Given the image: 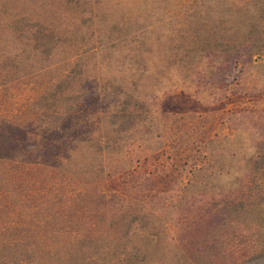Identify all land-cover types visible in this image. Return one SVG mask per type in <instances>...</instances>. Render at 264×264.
Segmentation results:
<instances>
[{"label": "rangeland", "instance_id": "obj_1", "mask_svg": "<svg viewBox=\"0 0 264 264\" xmlns=\"http://www.w3.org/2000/svg\"><path fill=\"white\" fill-rule=\"evenodd\" d=\"M1 1L0 157L42 161L15 173L17 188L10 178L1 181L0 161V225L10 227L4 238L32 241L52 226L57 234L47 231L50 238L73 239L79 215L81 234L92 235L88 212L76 204L65 231L49 220L37 222L67 209L69 191L77 187L70 167L100 160L89 146L100 143L113 145L104 156L112 176L102 188L132 208L142 203L146 225L132 224L123 241L115 234L101 242L86 239L67 260L54 257L55 264H93L82 259L89 255H125L122 264H206L189 245L195 240L200 246L208 228L223 250L209 264H239L262 245L264 170L253 171L249 158L264 153V50L249 58L245 49L230 69L225 54L212 47L202 54L189 51L199 44L193 26L202 24L212 39L230 37L223 13L214 7L199 20L185 16V4L209 7L213 0ZM248 2L222 0L219 7ZM12 14L50 31V45L36 55L25 52L18 62L9 59L16 44L10 36L14 25L6 23ZM225 69L228 76L222 77ZM56 108V118L41 114ZM242 188L259 194L261 202L241 211L237 231L227 225L213 229L215 218L203 212ZM110 219L116 222L117 215L108 210L103 228Z\"/></svg>", "mask_w": 264, "mask_h": 264}, {"label": "trees", "instance_id": "obj_2", "mask_svg": "<svg viewBox=\"0 0 264 264\" xmlns=\"http://www.w3.org/2000/svg\"><path fill=\"white\" fill-rule=\"evenodd\" d=\"M220 1L222 0H213L212 2H208V4H210L209 7L201 4L198 8L193 6L192 2H190V4H185V8H183L185 16H191L193 19L198 18L197 20H199L204 13L207 14L208 11H213L212 8L214 7V10L223 13L224 17L221 19V22L225 25V28L231 29L230 37L222 40L219 37L210 38L209 34L205 33L202 24L193 26L192 36L199 44L197 49L191 48L189 51L196 52L198 50L197 52L202 54L209 50L208 47H212V51L225 54L227 67L230 69L243 57V51L245 49H247V56L249 58L264 50V0H249L246 5L239 7H235L232 4L219 7ZM5 7L4 2L0 0V12L5 11ZM1 19L2 17L0 18V24L3 25V19ZM20 22H23L22 26H19ZM6 23L14 25V27L10 29V36L12 42L16 43L14 46L15 52L9 59L18 62L25 52L30 51L33 55H36L42 48H47L50 45L49 42L52 35L50 31L46 29L41 30L34 21L29 20L25 15L12 14L11 18ZM1 34L0 31V39ZM22 41H24L23 45H19V42ZM3 57L8 59L7 54ZM228 64H230V66ZM226 71V69L223 71L221 70L222 77L228 76ZM2 81H5L4 78H2ZM55 84L56 87H59L61 80ZM45 97L46 95L43 94L38 100ZM53 98H55V96ZM55 103L57 104L56 98L54 99V104ZM41 114L44 115L45 118H56L59 115L57 108L53 110H42ZM84 142L88 141L76 140V145ZM89 146L94 148L100 160L97 159L95 162L93 161V165L91 166L81 167L77 164L75 166L71 165L70 170L77 176V187L75 190L69 191L67 200H65V203L69 202L68 206H66L67 209H69H64L63 211L54 210L51 213L48 212L42 217V220H38L37 223L41 225L49 220L48 222L50 223L47 222L49 225L53 224L58 230L65 231L70 221H68L69 213L71 209L74 208L73 205L76 204L79 206L77 207L79 211L81 209V213L84 211L88 212V229L93 234L91 235L90 232L87 235L81 234V226L84 225V222L80 219V215L76 216V227L74 229L78 235H75L73 239L69 240L59 237L50 238L47 231H51L54 234L53 236L57 234V231L53 229L52 226L45 227V232L32 241L14 238V235L4 238V231L10 228L9 225L4 222V224L0 225V264H55L53 260L54 257L57 256V258L67 260V258L73 256L86 239L91 243L101 242V237L106 238L109 234H115L116 241H123L124 238L128 236L132 224L139 222L142 226L146 225L145 220L147 215L142 203L132 208V206L124 204V199L120 195H116L115 192L108 193L102 188L104 181L112 176L111 171L105 166L104 156L106 150L109 148L111 149L113 145L90 143ZM0 161L3 162V169L1 172L4 174V179L1 181L6 182L5 180H7L8 184V179L10 178V185L14 188L20 187L21 185L20 182V184L17 183L16 185L15 180L12 178L18 170H22L29 164L42 163V161L28 159L20 154L12 157H0ZM249 163L253 171L264 170V153L255 157H250ZM52 200L54 201L55 198L53 197ZM221 200L223 201L221 206H219V202L216 201L203 212V215H209L215 218V224L212 226L213 229L222 225H227L229 231L233 233L235 230L237 231L239 227L237 217L241 211L248 210L249 207L258 205V203L261 202V196L259 194L252 196L251 194L245 193V190L242 188L237 192L233 191L231 195H227L221 198ZM108 210L115 213L117 219L116 222H114L113 219H110L108 222L105 221L106 227L103 228V220L101 221V219H103ZM152 235L154 239H157L154 232H152ZM194 242L195 240L189 245V248L192 249L191 253L196 259H200L206 264L211 262V256L217 253L219 256L222 255V242L214 230L210 228H208L205 237L201 240L200 246L194 245ZM24 243L25 250H22L20 247ZM58 248L61 250L60 253L56 252ZM33 249L34 252L32 251ZM36 250L37 252H35ZM44 257H46V259H44ZM122 257L101 258V260H99L97 255H89L88 257L83 256L82 259H89L93 264H122L128 258L125 255ZM233 264H237V262L235 261ZM239 264H264V242H262L259 248L255 247L254 250L242 258Z\"/></svg>", "mask_w": 264, "mask_h": 264}]
</instances>
